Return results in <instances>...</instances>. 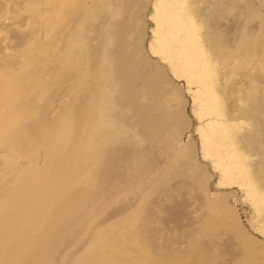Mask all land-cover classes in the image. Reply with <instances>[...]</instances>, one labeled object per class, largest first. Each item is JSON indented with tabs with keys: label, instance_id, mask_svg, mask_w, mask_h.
<instances>
[{
	"label": "rangeland",
	"instance_id": "rangeland-1",
	"mask_svg": "<svg viewBox=\"0 0 264 264\" xmlns=\"http://www.w3.org/2000/svg\"><path fill=\"white\" fill-rule=\"evenodd\" d=\"M59 1L55 0L54 5L55 22ZM89 2L86 6L92 5ZM220 2L208 0L198 8L199 17L205 18L207 26L213 24L214 30L221 27L227 32L226 37L224 31V35L221 31V35L216 33V38L221 39L207 42L210 45L205 47L215 61L216 82L228 97L226 108L230 114L246 110L249 101L260 109L264 101V0H252L256 11L252 14L257 15L253 21L246 10L247 0H226L218 7ZM142 4L137 17L142 21L143 51L148 60L158 63V55L149 52L156 7L154 0H142ZM50 5V0H0V264L23 263L26 255L30 258L26 264H80L89 255H93L96 264L101 256L110 258L112 264H139L147 249L150 264H168L174 258L185 259L186 264H264V222L259 221L257 211L264 208V202L260 200L257 207L252 205L247 186L238 184L240 179H236L237 183L221 184L212 159L202 155L198 128L203 122L193 113L194 87L183 77L175 78L169 71L167 74L165 69L164 77L182 93L180 129L171 131L163 126L158 140L147 142L151 159L141 162L137 181L126 185L124 194L114 198L122 188L121 174L115 172L111 183L114 186L104 185L103 196L92 192L70 212L54 214L55 218L49 219L53 227L47 239L36 242L42 224L40 206L46 201H57L56 196L50 199L56 190L53 180L45 175L56 173L64 158L61 149H57L56 111L68 100L66 92L59 90L51 108L42 112L37 121L32 120L17 112L10 80L20 76L27 62L46 47ZM215 10L220 17L214 14ZM238 15L243 23L234 21ZM246 16L253 23H248ZM229 18L239 30L234 26L231 31L224 28ZM244 20L249 26L244 25ZM252 109L251 114L264 119L259 109ZM17 127L26 130L18 140L7 143L6 137ZM169 133L176 139H168ZM188 139L198 166L194 171L190 165H176L179 147ZM74 141L70 140L66 148L74 150ZM225 161L228 163L229 158ZM67 187L63 192L70 185ZM139 209L138 242L132 240L135 232H128L126 238L113 235L106 244L99 242L103 245L100 250L90 253L100 233L115 227L123 215ZM33 248L35 257L31 255Z\"/></svg>",
	"mask_w": 264,
	"mask_h": 264
},
{
	"label": "bare ground",
	"instance_id": "bare-ground-1",
	"mask_svg": "<svg viewBox=\"0 0 264 264\" xmlns=\"http://www.w3.org/2000/svg\"><path fill=\"white\" fill-rule=\"evenodd\" d=\"M50 1L46 47L27 62L20 76L10 80L17 112L32 120L37 121L42 112L51 108L59 90L66 92L68 100L56 111L59 121L56 141L57 149H61L64 156L62 164L50 176L43 173V177L53 180L56 191L50 194V199L56 196L57 201H46L40 206L42 224L36 242L47 239L53 227L49 219L55 218L54 214L70 212L92 192L98 191L99 197L103 196L104 185L115 180V172L121 174L122 188L114 198L124 194L126 185L137 181L141 162L151 159L147 142L157 141L163 126L171 131L180 129L182 93L164 77V69L175 78H185L186 83L194 87L191 92L193 113L203 122L198 128L202 155L212 159L220 173L221 184H232L240 179L238 184L247 186L246 194L252 205L257 207L260 200L264 202V182H260L264 180V119L251 114L252 108L259 109L252 101L246 110L236 115L226 108L228 97L216 82L215 61L205 49L210 45L207 42L217 39L216 33L222 28L216 31L213 24L207 26L198 12L200 4L208 0H154L155 29L149 52L158 55V63L148 60L143 51L142 21L137 17L143 8L142 0H90L92 5L89 6H86L88 0H61L57 4V22L53 20L55 0ZM247 6L250 15L256 12L252 0H247ZM216 10L214 14H218ZM250 15L248 18L254 17ZM255 17L250 19L253 21ZM239 18L234 21L240 22ZM248 18L246 16V20ZM250 19L248 23L252 22ZM234 21L231 24L226 21L228 25L223 19L224 28L237 29ZM68 29L72 30L65 35ZM260 105L259 111L264 115V101ZM25 130L17 127L6 137V142L18 140ZM167 137L176 139L172 133ZM72 139H75L74 150L66 148ZM177 158V166L190 165L192 171L198 168L189 139L179 147ZM226 158H229L228 163ZM257 211L259 221L264 222V208ZM123 216L115 227L98 235V243L90 253L100 250L103 246L100 243L106 244L113 235L126 238L128 232H135L132 240L138 242L141 209ZM145 254L139 264H150V250H145ZM31 255H37L34 248ZM92 256H87L80 264H96ZM28 259L26 255L20 264L28 263ZM185 262V259L174 258L168 264ZM112 263L106 256L99 259V264Z\"/></svg>",
	"mask_w": 264,
	"mask_h": 264
}]
</instances>
